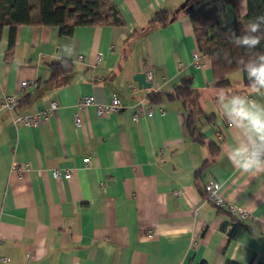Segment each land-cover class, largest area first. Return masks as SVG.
I'll return each mask as SVG.
<instances>
[{
  "label": "crops",
  "instance_id": "obj_1",
  "mask_svg": "<svg viewBox=\"0 0 264 264\" xmlns=\"http://www.w3.org/2000/svg\"><path fill=\"white\" fill-rule=\"evenodd\" d=\"M105 1L122 26L77 25L61 35L56 26L19 25L9 46L8 26L0 29V96L18 99L11 114L57 103L35 126H14L11 114L0 112L4 264H264V173H241L228 160L233 130L218 94H247L262 103L264 97L242 85L239 70L226 76L223 89L214 85L207 58L192 63L198 51L187 14L209 0ZM28 3L36 22L37 0ZM211 6L219 27L232 22L230 5ZM160 8L168 11L166 25L146 28ZM236 8L243 16L245 0H236ZM59 60L69 61L71 71L48 80V64ZM146 70L150 86L142 88L132 76ZM186 78L201 110L194 125L217 148L198 187L217 183L225 203L246 212L233 240L220 228L228 216L217 209L225 208L212 206L195 186L193 172L210 154L187 134L180 100H146ZM21 80L32 86L20 88ZM87 95L97 104L116 96L120 107L95 116L87 106L75 127L74 105ZM53 169L69 177L53 179Z\"/></svg>",
  "mask_w": 264,
  "mask_h": 264
},
{
  "label": "trees",
  "instance_id": "obj_2",
  "mask_svg": "<svg viewBox=\"0 0 264 264\" xmlns=\"http://www.w3.org/2000/svg\"><path fill=\"white\" fill-rule=\"evenodd\" d=\"M215 1L219 2L220 7L228 4L233 9V20L225 27L218 26L217 8L211 6ZM31 11L32 7L28 0H0V29L6 25L10 30L8 46L12 42L11 32L19 25L35 23L56 26L61 35H69L71 29L77 25H123L114 7L105 0H37L38 19L36 22L31 20ZM261 15H264V0H245L243 16H238L236 0H209L188 12L187 18L196 49L201 56L208 59L215 86L228 89L229 84L226 76L234 70H239L237 62L241 57L247 58L250 55L247 49L238 47L232 42L230 30L234 31L237 36L243 35L246 32L248 21ZM167 22L168 11L160 8L153 12L146 28L163 27ZM253 51L264 52V40ZM48 68L50 71L48 80H53L71 71L72 65L67 60H59L48 64ZM241 75L242 85L249 88L248 79L243 73ZM231 94L236 93L231 92ZM194 98L195 92L190 86L188 78L169 91H152L146 96L149 104H157L162 100H180L185 113L184 128L187 134L193 141L206 144L209 150L210 159L204 160L193 172L195 186L199 192L204 194L203 186L199 188L197 180L201 172L214 161L217 148L213 143L206 141L194 125L196 114L201 112L195 102L193 103ZM217 210L228 216V221L222 223L220 228L225 230L227 241L233 240L243 227L241 220L227 211ZM199 264L204 263L200 262ZM223 264L235 263L224 260Z\"/></svg>",
  "mask_w": 264,
  "mask_h": 264
},
{
  "label": "clouds",
  "instance_id": "obj_3",
  "mask_svg": "<svg viewBox=\"0 0 264 264\" xmlns=\"http://www.w3.org/2000/svg\"><path fill=\"white\" fill-rule=\"evenodd\" d=\"M230 32L232 42L250 53L238 60L239 71L248 79L251 91L264 97V52L253 51L264 40V15L249 20L245 34L237 36ZM218 101L233 130L232 142L226 146L228 160L241 173L252 176L264 173V103L247 94L228 95L222 90Z\"/></svg>",
  "mask_w": 264,
  "mask_h": 264
},
{
  "label": "built area",
  "instance_id": "obj_4",
  "mask_svg": "<svg viewBox=\"0 0 264 264\" xmlns=\"http://www.w3.org/2000/svg\"><path fill=\"white\" fill-rule=\"evenodd\" d=\"M198 52L192 53V63L196 64L198 62V58L201 54ZM145 78L147 80L151 79L150 72L148 70L144 73ZM28 86H32L31 81L21 80L19 82V87L24 89ZM18 104V99L12 94H5L0 96V112H6L11 114L15 107ZM93 106L94 108V115L100 116L103 113H114L116 112L119 107L120 103L116 96H111L109 101L105 104H97L94 102L93 98L89 95L80 97L75 105L74 111L72 113V120L75 127L79 125V116L78 111L87 107ZM57 108V103L55 101H50L47 106L35 113L32 114H11L10 121L11 124L14 126L22 125V126H35L41 121L46 120L48 113ZM146 116H150V111H146ZM137 119V114L132 115V120L135 121ZM83 163L88 162V158L82 159ZM50 176L53 179L63 178L67 179L69 174H61L58 169H53L50 171ZM217 183L209 182L203 185V192H204V199L210 203L212 206L216 208H225V210L229 213H233L236 215L238 219L241 221L246 217V212L242 209L235 207L230 203H225V201L219 196L217 192ZM215 194V195H214ZM7 262V259L3 256H0V264H4Z\"/></svg>",
  "mask_w": 264,
  "mask_h": 264
},
{
  "label": "water",
  "instance_id": "obj_5",
  "mask_svg": "<svg viewBox=\"0 0 264 264\" xmlns=\"http://www.w3.org/2000/svg\"><path fill=\"white\" fill-rule=\"evenodd\" d=\"M132 80L137 84V86H141L142 88H147L150 86V83L146 81L145 75L142 72L135 73L132 76Z\"/></svg>",
  "mask_w": 264,
  "mask_h": 264
},
{
  "label": "rangeland",
  "instance_id": "obj_6",
  "mask_svg": "<svg viewBox=\"0 0 264 264\" xmlns=\"http://www.w3.org/2000/svg\"><path fill=\"white\" fill-rule=\"evenodd\" d=\"M37 19H38V16H37V18L35 20H37Z\"/></svg>",
  "mask_w": 264,
  "mask_h": 264
}]
</instances>
